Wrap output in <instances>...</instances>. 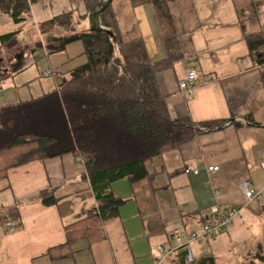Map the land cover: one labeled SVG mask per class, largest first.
Listing matches in <instances>:
<instances>
[{"label":"crops","instance_id":"obj_1","mask_svg":"<svg viewBox=\"0 0 264 264\" xmlns=\"http://www.w3.org/2000/svg\"><path fill=\"white\" fill-rule=\"evenodd\" d=\"M56 1L41 0L30 6V18L38 7L45 11L36 27L69 13L56 12L47 18V7ZM102 1L109 3L119 33L126 32L128 26L130 33L143 39L151 63L165 59L164 29L150 0ZM166 9L181 58L155 79L170 117L194 123L233 118L240 126L231 123L167 150L146 163L149 174L145 179L131 183L123 178L111 183L109 191L122 204L117 215L101 223V230L84 219L97 209L98 202L79 157L68 154L9 169L0 180V211L16 226L8 232L0 230V264H156L162 258L157 247L169 250L176 233H200L206 214L218 208L242 210L224 231L190 244L189 251L180 248L164 256L162 264H202L207 260L212 264H264L253 258L259 252L264 256V207L255 200L246 201L239 188L245 181L254 190L264 187V168L260 167L264 73L255 69L258 60L248 45L250 39L264 40V0H169ZM28 15L26 10L21 25L27 24ZM6 18L12 20L0 10V31L8 25ZM99 19L89 26L86 21L83 31L111 26L110 21ZM21 31H14L6 42L0 39L1 43H16ZM2 44L0 53L5 50ZM77 51L76 57L70 54V63L69 58L60 63L56 71L61 72L48 70L60 73L63 81L85 63L83 47ZM261 55L259 52L258 58ZM188 70L198 76L191 97L178 90V82ZM206 77L212 80L206 81ZM59 84L56 80L51 90ZM247 117L252 124L245 121ZM208 167L218 171L209 173ZM46 198L49 204L43 202ZM66 226L82 230L72 235L68 245Z\"/></svg>","mask_w":264,"mask_h":264},{"label":"trees","instance_id":"obj_2","mask_svg":"<svg viewBox=\"0 0 264 264\" xmlns=\"http://www.w3.org/2000/svg\"><path fill=\"white\" fill-rule=\"evenodd\" d=\"M39 1L0 0V10L19 23L24 12ZM84 1L88 10L100 8L106 22L110 20L111 29L77 33L70 27L68 13L44 23H64L71 31L69 36L53 39L55 45L46 47L47 55L62 53L66 46L80 42L85 63L70 72L69 81L63 80L47 94L0 108V180L9 169L33 160L68 154L79 157L98 202L97 209L84 219L94 222L101 230V223L117 215L122 204L109 191L111 183L123 178L131 183L145 179L149 174L146 163L153 158L198 134L214 132L231 123L240 124L233 118L194 123L170 117L155 79L159 72L171 69L181 58L180 44L170 27L166 9L169 0H150L161 25L164 20L172 30L171 35L168 30L162 33L166 57L156 63L148 60L141 37L123 41L109 3ZM13 35L0 38L6 42ZM248 45L257 62H262L264 40L250 39ZM259 52H262L260 58ZM245 121L253 123L250 117ZM43 202L49 204L47 198ZM1 220L8 219L1 216ZM65 229V245L73 234L82 232L73 227ZM259 259L264 261V256ZM212 263L207 260L202 264Z\"/></svg>","mask_w":264,"mask_h":264},{"label":"rangeland","instance_id":"obj_3","mask_svg":"<svg viewBox=\"0 0 264 264\" xmlns=\"http://www.w3.org/2000/svg\"><path fill=\"white\" fill-rule=\"evenodd\" d=\"M97 1L99 0H95V2ZM89 2H94V0H89ZM46 10V17L50 19L53 15H56V12H69L68 14L71 16L70 27L72 26L73 30L77 33L84 32L83 29L85 28L86 21L89 26L95 19L100 21L99 18H102L100 17V10L90 9L92 10L90 12V10L86 8V2L84 0H59L52 2L50 8L47 7ZM28 12L29 15L26 16L28 17L27 24H14L10 18H6L8 25L2 26L1 30H3L0 31L1 35H7L17 30L19 31L18 34H20V30H22L21 37L17 38L16 41L18 44H2L3 42L1 43L0 40V46L1 44L5 45V50L0 53V108L17 102H26L37 99L47 94L49 90L54 87H51V85H55L56 80L57 84L62 81V75L60 73L54 74L48 69L51 68L55 72H61L56 71L57 68H60V63L65 61L67 58H69L68 62L70 63V54H73L76 57L78 55L77 50L79 49V53L82 51L81 44L74 43L68 45L73 47L68 52L65 50L62 53L47 55L46 47L49 45H55V43H52L53 39L56 40L69 36L71 33L70 27L67 25L64 26V23L62 24L60 22L48 25L42 24V26L40 25L41 23H39L38 25L40 26L36 27L37 23L41 22L42 18H45V11L42 7H38L37 11L33 14L34 16L31 18L30 7L28 8ZM107 20L110 21L109 19ZM159 26H163V29L168 30L169 35H171L170 32L172 30H170V27L167 26L164 20L162 25L160 23ZM155 27L156 26L154 25L153 28ZM108 28L111 29L110 26H105L103 30ZM129 33V27L127 26L126 32L120 33L123 41H129L130 39L138 36L133 32ZM6 45H10V47H6ZM17 45L19 46L16 47ZM12 46H14V48L11 49V51L10 48H12ZM45 72H49V75L46 76ZM69 80L70 74L68 77L64 78V81ZM259 257H263L262 252H259L255 257H253L254 261L258 262L260 260ZM245 260L249 261V258L246 256Z\"/></svg>","mask_w":264,"mask_h":264},{"label":"built area","instance_id":"obj_4","mask_svg":"<svg viewBox=\"0 0 264 264\" xmlns=\"http://www.w3.org/2000/svg\"><path fill=\"white\" fill-rule=\"evenodd\" d=\"M255 69L260 73H264V60L262 62L255 63ZM45 75L48 76L49 72H45ZM198 80V76L195 71L188 70L183 80L178 82V90L181 93L186 94L188 97L192 96L193 88L195 82ZM206 81L212 80L211 77H206ZM77 161H81L80 158ZM260 167L264 168V153L262 155V159L260 161ZM209 173L218 171L217 167H208L206 169ZM199 169L197 168L193 171L194 174H197ZM187 173L188 171L185 170ZM240 191L242 192L244 199L248 202L255 200L259 202L264 207V187L259 190H254L251 187L249 181L242 182L239 186ZM241 208H230L227 210L221 209H212L209 211L204 217V221L202 224V230L200 233H192L190 235H185L184 233H176L172 240L174 242V246L169 250H165L164 247L159 246L157 250L161 255V259L156 264H162V260L164 256L169 255L170 253L180 249L185 248L189 251V246L192 243H196L201 238H213L220 232L224 231L227 227H229L233 221L240 217ZM1 211H0V230L4 232H8L12 230L16 224L10 220H1ZM188 261H191V257L188 256Z\"/></svg>","mask_w":264,"mask_h":264}]
</instances>
